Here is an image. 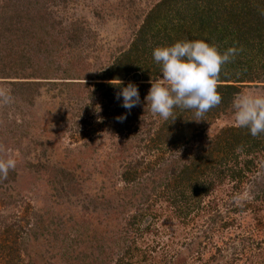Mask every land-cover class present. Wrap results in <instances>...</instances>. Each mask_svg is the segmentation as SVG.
<instances>
[{
	"label": "rangeland",
	"instance_id": "rangeland-1",
	"mask_svg": "<svg viewBox=\"0 0 264 264\" xmlns=\"http://www.w3.org/2000/svg\"><path fill=\"white\" fill-rule=\"evenodd\" d=\"M161 1L0 0V89L11 97L0 98V156L16 162L0 179V244L19 248L15 264H264V149H223L232 106L181 116L193 132L171 147L146 101L129 112L120 89L104 95L94 82L108 81L90 79L149 10L165 23L186 9ZM260 71L239 93L264 92Z\"/></svg>",
	"mask_w": 264,
	"mask_h": 264
},
{
	"label": "trees",
	"instance_id": "trees-1",
	"mask_svg": "<svg viewBox=\"0 0 264 264\" xmlns=\"http://www.w3.org/2000/svg\"><path fill=\"white\" fill-rule=\"evenodd\" d=\"M178 1L181 2L178 5L183 4L186 9L182 11L176 9L175 14L164 20L167 21L165 23L161 22L163 17L160 16L158 8L149 10L141 20L139 29L121 57L110 64L102 78L90 79L108 81L94 82L104 95L127 86L129 82L137 85L138 91L147 88L145 94H140L142 102L145 101L142 99L151 87L150 77L152 76L154 79L160 77V66L154 61L152 54L155 47L172 45L177 41L200 39L214 44L221 52L229 47H236L238 54L229 63L222 66L218 80L217 91L222 97L221 103L208 111L203 118L215 117L232 106L233 98L240 92L243 83L256 81L262 77L260 69L264 68V0H202L207 5L206 10L202 11V15L195 10L196 7L194 8L197 6L195 0H162L157 7L173 3L174 8ZM189 9L190 11H188ZM148 39L151 41H147ZM256 58L261 61L260 67L253 65V60ZM134 74H137V78H134ZM69 78L81 79L80 77ZM119 81L123 82L122 85H116ZM68 82L72 86L81 83ZM84 83L89 84L90 82ZM175 116L174 121L173 118H169L165 122L162 119L163 125L157 131L159 140L162 138L167 140L166 143L161 140V143L171 147L180 146L193 132L189 125L179 122L181 116L187 121L188 118H195L193 110H183L178 107L173 109V117ZM220 135L224 137L223 145L221 144L224 150H238L250 154L255 151V147L264 149V134L253 137L248 128L228 126L217 133V138ZM249 163H252L251 159L243 160L242 167L244 168ZM189 166L191 167L192 163ZM189 166H184L181 170L182 172L179 174L181 177ZM236 173L238 170L233 171L231 176L235 178ZM192 183L189 179V183L186 185ZM181 193L184 195L185 192L181 191ZM200 198L202 197L199 196L195 202L200 201ZM3 230L7 232V228H3ZM1 235L2 232H0ZM9 247H2L0 244V252L7 251L8 253V258L3 260L2 264H15L12 260L20 259L19 248ZM117 264H120L119 261Z\"/></svg>",
	"mask_w": 264,
	"mask_h": 264
},
{
	"label": "clouds",
	"instance_id": "clouds-1",
	"mask_svg": "<svg viewBox=\"0 0 264 264\" xmlns=\"http://www.w3.org/2000/svg\"><path fill=\"white\" fill-rule=\"evenodd\" d=\"M152 54L160 66V77H150L151 87L144 97L152 114L165 121L169 118L174 121L173 109L178 107L193 110L195 118L190 120L200 122L208 111L221 103L222 97L217 91L221 69L238 54V49L229 47L221 52L214 44L200 39L157 46ZM122 83L119 81L116 85ZM120 97L123 98L122 107L129 112L141 103L138 87L132 82L121 87L117 99ZM0 98L8 101L11 97L6 90L0 89ZM232 108L235 126L248 128L253 137L264 134V92L249 90L236 94ZM117 119L122 122L126 115ZM15 167L13 158L0 156V179H7L9 170Z\"/></svg>",
	"mask_w": 264,
	"mask_h": 264
}]
</instances>
